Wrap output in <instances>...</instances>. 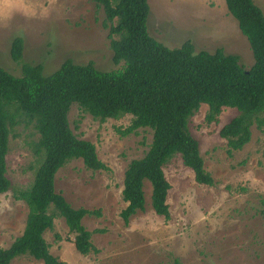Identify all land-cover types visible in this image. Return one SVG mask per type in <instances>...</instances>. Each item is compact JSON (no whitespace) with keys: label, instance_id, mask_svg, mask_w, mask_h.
<instances>
[{"label":"rangeland","instance_id":"374dc122","mask_svg":"<svg viewBox=\"0 0 264 264\" xmlns=\"http://www.w3.org/2000/svg\"><path fill=\"white\" fill-rule=\"evenodd\" d=\"M264 13V0H254ZM148 31L169 49L191 41L196 52L240 57L250 69L254 56L247 38L229 13L225 0H149ZM105 14L92 0H0V67L22 76L21 65L11 58L15 38L24 41L23 62L43 64L44 75L53 74L67 59L101 71L123 68L115 65L110 30ZM114 39H117L114 36ZM208 106L202 105L189 124L200 143L205 169L213 187L195 182L193 172L180 156L165 167L171 185L168 195L171 218L157 215L151 205L152 188L145 184V211L126 226L120 217L127 207L122 199L125 171L131 161L142 158L152 142L150 130L122 135L132 116L105 123L95 121L74 104L69 114L76 136L92 142L109 170L93 172L74 160L56 175L55 187L75 209L99 211L87 216L84 227L93 232L97 253L80 254L65 221L45 234L50 252L64 264H264V132L253 125L251 141L240 151L229 152L221 128L238 111L224 109L218 123L207 124ZM33 125L16 127L10 136L7 156L12 190L0 195V248L7 249L24 231L28 207L16 196L28 189L38 167ZM103 231L102 233L97 232ZM60 239H56V235ZM73 241V240H72ZM12 264H44L20 257Z\"/></svg>","mask_w":264,"mask_h":264},{"label":"trees","instance_id":"16d2710c","mask_svg":"<svg viewBox=\"0 0 264 264\" xmlns=\"http://www.w3.org/2000/svg\"><path fill=\"white\" fill-rule=\"evenodd\" d=\"M92 1L104 11L112 59L123 68L101 71L93 63L80 65L67 59L46 76L43 64L23 62L24 41L20 37L12 41L10 54L21 65L22 76L0 67V195L12 190L7 175L12 131L25 123L33 125L38 134L33 182L16 196L28 207L26 225L9 248H0V264H12L24 256L44 264H64L51 254L45 239L57 218L63 219L69 235H74L73 241L69 237L67 241L74 242L80 254L98 252L92 244L93 232L84 227L83 220L101 213L73 208L55 187L57 173L74 160H81L93 172L109 170L96 146L73 132L69 114L74 104L100 123L132 116L130 126L118 130L124 136L139 130L152 132L144 156L131 161L125 171L122 199L127 207L120 217L126 226L138 212L145 211L146 182L152 188L154 212L170 220L171 185L165 167L175 156L193 172L197 184L215 185L205 169L200 143L189 131L202 105L208 106L205 122L209 125L219 122L224 109L238 111L219 132L229 152L240 151L251 141L253 125L264 132V13L254 0H225L250 44L254 56L250 69L241 66L239 56L226 54L222 48L197 53L191 41L178 49L158 42L148 31L149 0ZM56 239H60L58 234Z\"/></svg>","mask_w":264,"mask_h":264}]
</instances>
